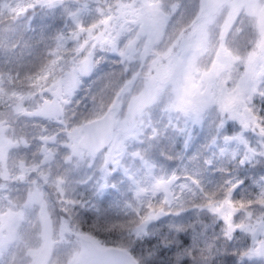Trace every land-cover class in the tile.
Returning a JSON list of instances; mask_svg holds the SVG:
<instances>
[{"label":"snow or ice","instance_id":"1","mask_svg":"<svg viewBox=\"0 0 264 264\" xmlns=\"http://www.w3.org/2000/svg\"><path fill=\"white\" fill-rule=\"evenodd\" d=\"M0 264H264V0H0Z\"/></svg>","mask_w":264,"mask_h":264}]
</instances>
